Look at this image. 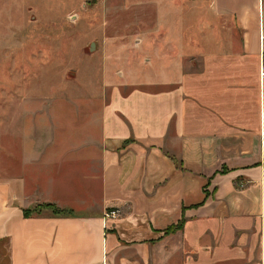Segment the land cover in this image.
<instances>
[{
	"label": "crops",
	"instance_id": "obj_1",
	"mask_svg": "<svg viewBox=\"0 0 264 264\" xmlns=\"http://www.w3.org/2000/svg\"><path fill=\"white\" fill-rule=\"evenodd\" d=\"M107 1L100 104L39 137V199L0 169V264H264V0Z\"/></svg>",
	"mask_w": 264,
	"mask_h": 264
},
{
	"label": "rangeland",
	"instance_id": "obj_2",
	"mask_svg": "<svg viewBox=\"0 0 264 264\" xmlns=\"http://www.w3.org/2000/svg\"><path fill=\"white\" fill-rule=\"evenodd\" d=\"M107 2L0 0V169L24 170L25 186L34 184L28 192L35 191L36 199L39 137L77 136L85 108L100 104L93 92L101 84L94 79L101 53L88 48L99 40L94 28L100 10L115 4ZM108 22L116 35L132 34L136 26L131 13L110 16ZM76 107L81 112L72 113ZM33 207L39 211V204Z\"/></svg>",
	"mask_w": 264,
	"mask_h": 264
},
{
	"label": "trees",
	"instance_id": "obj_3",
	"mask_svg": "<svg viewBox=\"0 0 264 264\" xmlns=\"http://www.w3.org/2000/svg\"><path fill=\"white\" fill-rule=\"evenodd\" d=\"M36 208L37 209L39 208V211L28 210V209L23 210L22 211L23 217H28V216L33 215V214H39L42 211H48L51 215H54V216L66 215V214L61 213V211L57 210L56 208H54V206L49 205V204L39 205V207H36Z\"/></svg>",
	"mask_w": 264,
	"mask_h": 264
},
{
	"label": "built area",
	"instance_id": "obj_4",
	"mask_svg": "<svg viewBox=\"0 0 264 264\" xmlns=\"http://www.w3.org/2000/svg\"><path fill=\"white\" fill-rule=\"evenodd\" d=\"M115 217H116L115 211H107L103 215V218H106V219H113Z\"/></svg>",
	"mask_w": 264,
	"mask_h": 264
},
{
	"label": "water",
	"instance_id": "obj_5",
	"mask_svg": "<svg viewBox=\"0 0 264 264\" xmlns=\"http://www.w3.org/2000/svg\"><path fill=\"white\" fill-rule=\"evenodd\" d=\"M94 49V44L91 42L90 44H89V48H88V50L89 51H92Z\"/></svg>",
	"mask_w": 264,
	"mask_h": 264
}]
</instances>
